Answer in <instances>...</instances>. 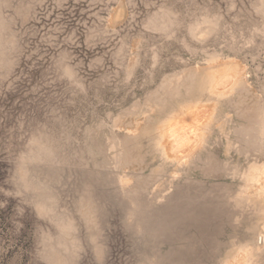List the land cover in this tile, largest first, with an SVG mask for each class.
I'll list each match as a JSON object with an SVG mask.
<instances>
[{
  "label": "rangeland",
  "instance_id": "rangeland-1",
  "mask_svg": "<svg viewBox=\"0 0 264 264\" xmlns=\"http://www.w3.org/2000/svg\"><path fill=\"white\" fill-rule=\"evenodd\" d=\"M0 264H264V0H0Z\"/></svg>",
  "mask_w": 264,
  "mask_h": 264
},
{
  "label": "bare ground",
  "instance_id": "bare-ground-1",
  "mask_svg": "<svg viewBox=\"0 0 264 264\" xmlns=\"http://www.w3.org/2000/svg\"><path fill=\"white\" fill-rule=\"evenodd\" d=\"M186 138V137H185Z\"/></svg>",
  "mask_w": 264,
  "mask_h": 264
}]
</instances>
